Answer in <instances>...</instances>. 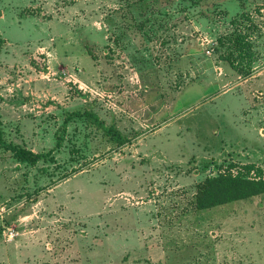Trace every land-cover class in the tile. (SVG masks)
I'll return each mask as SVG.
<instances>
[{
    "label": "rangeland",
    "instance_id": "374dc122",
    "mask_svg": "<svg viewBox=\"0 0 264 264\" xmlns=\"http://www.w3.org/2000/svg\"><path fill=\"white\" fill-rule=\"evenodd\" d=\"M0 119V264H264V194L196 206L264 181V0H0Z\"/></svg>",
    "mask_w": 264,
    "mask_h": 264
},
{
    "label": "trees",
    "instance_id": "16d2710c",
    "mask_svg": "<svg viewBox=\"0 0 264 264\" xmlns=\"http://www.w3.org/2000/svg\"><path fill=\"white\" fill-rule=\"evenodd\" d=\"M75 116H87L97 122L101 128H103L108 134L116 138L121 144L127 143L125 138H122L113 127L104 126L99 122V118L94 114L80 113L74 114ZM70 121V117L65 120V124ZM65 129L63 130V133ZM2 123L0 119V146L11 151L15 158L22 162H28L29 164H35L39 160L44 159L48 155L46 154H34L24 148L7 144L3 139ZM62 137L58 138L57 147L60 146ZM264 194V181H252L248 179L235 178L231 176H219L215 178L207 179L205 185L199 192L197 198V209L204 211L219 207L222 205L254 198L256 196Z\"/></svg>",
    "mask_w": 264,
    "mask_h": 264
},
{
    "label": "built area",
    "instance_id": "2783aa9c",
    "mask_svg": "<svg viewBox=\"0 0 264 264\" xmlns=\"http://www.w3.org/2000/svg\"><path fill=\"white\" fill-rule=\"evenodd\" d=\"M14 237H15L14 233H11V234L9 235V238H10V239H12V238H14Z\"/></svg>",
    "mask_w": 264,
    "mask_h": 264
}]
</instances>
